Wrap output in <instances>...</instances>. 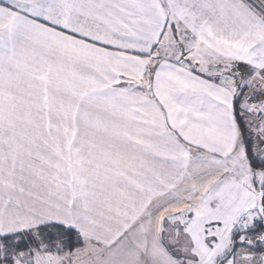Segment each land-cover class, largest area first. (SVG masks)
<instances>
[{
  "label": "snow or ice",
  "instance_id": "obj_1",
  "mask_svg": "<svg viewBox=\"0 0 264 264\" xmlns=\"http://www.w3.org/2000/svg\"><path fill=\"white\" fill-rule=\"evenodd\" d=\"M0 264H264V0H0Z\"/></svg>",
  "mask_w": 264,
  "mask_h": 264
}]
</instances>
